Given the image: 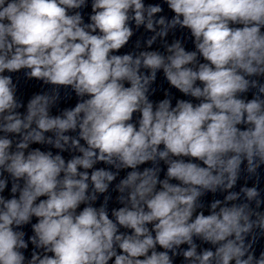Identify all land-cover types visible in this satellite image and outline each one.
<instances>
[{
  "label": "clouds",
  "instance_id": "9594fccd",
  "mask_svg": "<svg viewBox=\"0 0 264 264\" xmlns=\"http://www.w3.org/2000/svg\"><path fill=\"white\" fill-rule=\"evenodd\" d=\"M163 3L170 19L161 4L91 0L85 22L88 0H0V264H264L261 192L232 191L242 165L264 166V0ZM133 24L152 33L145 50L117 54ZM177 29L195 50L167 42ZM158 40L164 52L147 50ZM21 70L51 86L25 112L5 74ZM160 71L192 99L151 100ZM62 88L77 102L52 115ZM126 169L110 217L104 194Z\"/></svg>",
  "mask_w": 264,
  "mask_h": 264
}]
</instances>
